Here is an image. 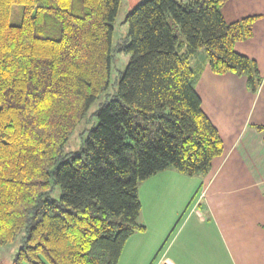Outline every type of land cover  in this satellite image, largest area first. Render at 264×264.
I'll list each match as a JSON object with an SVG mask.
<instances>
[{"label":"trees","instance_id":"trees-1","mask_svg":"<svg viewBox=\"0 0 264 264\" xmlns=\"http://www.w3.org/2000/svg\"><path fill=\"white\" fill-rule=\"evenodd\" d=\"M121 1L0 0V247L26 230L12 264H118L146 228L140 182L168 168L209 173L225 146L196 90V52L216 74L246 76L253 92L264 81L235 49L256 16L227 22V0H142L117 48L131 53L119 87L67 158L66 143L110 86Z\"/></svg>","mask_w":264,"mask_h":264},{"label":"crops","instance_id":"crops-1","mask_svg":"<svg viewBox=\"0 0 264 264\" xmlns=\"http://www.w3.org/2000/svg\"><path fill=\"white\" fill-rule=\"evenodd\" d=\"M222 13L229 23L257 17L235 49L264 79V0H227ZM190 60L224 152L207 174L168 168L140 182L146 228L130 236L118 264H264V81L253 92L244 75L214 73L204 50Z\"/></svg>","mask_w":264,"mask_h":264},{"label":"rangeland","instance_id":"rangeland-1","mask_svg":"<svg viewBox=\"0 0 264 264\" xmlns=\"http://www.w3.org/2000/svg\"><path fill=\"white\" fill-rule=\"evenodd\" d=\"M142 0H122L118 14L113 22L114 24V36H113V62H112V76L109 88L102 93L98 99L91 105L88 112L86 113L84 119L78 124L76 130L69 138L65 145V156L69 158L74 152L79 151L85 144L86 138L88 136L89 130L96 126L98 123L97 110L100 106L111 99L114 93L119 87V80L121 74L125 71L128 62L131 58V53L117 50V48L122 44L129 43V25L125 22L126 15L132 10L139 2ZM186 2V0H182ZM21 19V13L16 12L13 16L14 22H19ZM169 22L174 30V32L180 37L181 40L184 39L180 26L177 25L172 18H169ZM205 51V50H204ZM201 60V57L198 58ZM62 195V188L60 184H53L52 192L50 196L54 199H59ZM183 221H181L182 223ZM180 223V224H181ZM180 226V225H179ZM176 227L175 232L179 228ZM26 235V230H23L16 239L6 245L0 247V264H12L14 257L20 247L23 245V240ZM171 242V241H170ZM162 253L165 248L162 249ZM161 253V254H162Z\"/></svg>","mask_w":264,"mask_h":264}]
</instances>
